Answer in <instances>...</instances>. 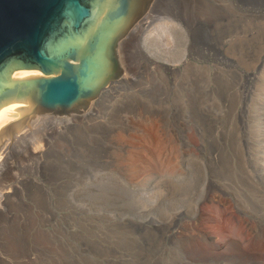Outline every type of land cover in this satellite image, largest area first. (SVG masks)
I'll use <instances>...</instances> for the list:
<instances>
[{
    "label": "rangeland",
    "instance_id": "rangeland-1",
    "mask_svg": "<svg viewBox=\"0 0 264 264\" xmlns=\"http://www.w3.org/2000/svg\"><path fill=\"white\" fill-rule=\"evenodd\" d=\"M165 1L187 66L158 72L126 37L101 118L7 138L0 264H264V1Z\"/></svg>",
    "mask_w": 264,
    "mask_h": 264
},
{
    "label": "water",
    "instance_id": "water-1",
    "mask_svg": "<svg viewBox=\"0 0 264 264\" xmlns=\"http://www.w3.org/2000/svg\"><path fill=\"white\" fill-rule=\"evenodd\" d=\"M154 1L0 0V110L86 111L123 77L121 42Z\"/></svg>",
    "mask_w": 264,
    "mask_h": 264
},
{
    "label": "bare ground",
    "instance_id": "bare-ground-1",
    "mask_svg": "<svg viewBox=\"0 0 264 264\" xmlns=\"http://www.w3.org/2000/svg\"><path fill=\"white\" fill-rule=\"evenodd\" d=\"M156 3H155V5L153 3L154 6L152 8H150L149 11L145 14V16L142 19H140L133 26V28L127 34V37H129L130 39L129 38H127V39H129L130 41L131 40L135 41V44L138 47V49L140 50V53L144 59V65L146 64L147 66H149V62L151 61L157 65L158 69L157 68L156 69L158 72L163 67H165L166 70L170 69V71L172 73L176 74V73H178V69L174 67L176 64L181 63L184 66L185 65L187 66L189 64V62L187 63V61H186V58L189 55V49L191 48V46L189 44V34L187 33V29L179 21H177L173 17H170L166 13L167 12L166 10H169V7H168L169 5L166 4L165 0H158V2L156 1ZM176 5L177 4L174 5L175 8H176ZM171 8H173V7H171ZM175 8H173V9H175ZM178 8H176V9H178ZM176 11L180 12V10H176ZM181 15H183L185 17V14H183V13ZM144 65H141V66H144ZM148 68H150V67H148ZM149 71H150V69H149ZM152 71L154 72V70H152ZM29 74H38V72L25 70V71H21V72L17 73L18 76H25V75H29ZM126 76L123 77L121 80H117L116 82L110 84L107 88H105L102 91V93L99 95V97L96 100L90 101L91 107L90 106L89 107L91 109L88 110V112H85L82 116L84 118H86L87 116H90V115L93 117L94 116L99 117L100 113H98V107L107 101L110 104L108 106L113 107V105H115V100L113 98L117 93H119V90L122 88L123 84L127 80ZM119 96H121V94ZM115 99L117 101L118 97ZM20 106H22V104L12 103V104H10V105H8V106H6L0 110V161L2 160L3 156L7 153V150H8L9 145L6 144L7 138H9V143L14 138H18V137L21 138L22 137L21 136L22 131L25 128H29L30 125H32L35 121H39L40 123L41 122L43 123V121L55 122L56 125L57 124L60 125L61 123L68 124V123H70V119H72V117H58V116L49 117L48 115H47L48 116L47 117V116H45L44 113H35L34 117H30V116L26 115L25 120L20 119L25 114L14 110L15 108L20 107ZM145 112H147V111H145ZM145 114H147V113H145ZM99 118H101V116ZM51 126H52V124H51ZM44 128H46V127H44ZM46 131H47V129H46ZM48 131H50V130H48ZM174 181H178V180L175 179ZM158 183H159V180H156L155 184L152 185L151 190L156 188ZM127 190H129V189H127ZM129 192L135 193L137 191L131 190V191L125 192L124 194L129 193ZM142 192H143V190H142ZM139 193L142 194L141 192H139ZM145 195L146 194H142V196L141 195H139V196L142 199L149 201V196L147 197ZM126 196H127V194H126ZM128 198H130V197H128ZM140 201H141V199H140Z\"/></svg>",
    "mask_w": 264,
    "mask_h": 264
}]
</instances>
